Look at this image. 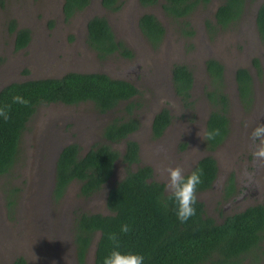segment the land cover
<instances>
[{"label":"rangeland","instance_id":"obj_1","mask_svg":"<svg viewBox=\"0 0 264 264\" xmlns=\"http://www.w3.org/2000/svg\"><path fill=\"white\" fill-rule=\"evenodd\" d=\"M261 1L249 2L243 18L223 29L214 17L222 0H210L189 16L193 34L188 35L184 22L166 16L160 4L145 7L138 0H122L119 10L109 11L101 0H91L87 8L66 21L64 0H0V90L9 83L57 78L68 72H103L134 83L139 94L132 115L139 119L140 127L129 138L139 143L140 162L132 168L150 165L154 178L166 186L163 168L181 166L187 174L201 157L212 155L218 176L210 189L198 193V199L220 223L230 214L264 202V167L254 161L250 139L256 124L264 123L260 117L264 116V43L255 22ZM144 13L156 15L166 29L157 49L140 31L139 18ZM95 15L107 18L116 38L133 51L132 57L97 56L86 40L87 22ZM21 28L30 31V39L17 48ZM209 58L224 65L230 99L229 135L212 152L205 145L206 120L214 109L205 96ZM176 63L193 71L192 109L174 92L172 68ZM240 67H246L253 79L248 109L243 108L237 91L235 73ZM125 105L123 102L107 113L97 112L90 101L37 107L21 135L14 166L0 177V264H11L19 256L28 264H78L73 242L75 217L81 212H109L107 191L124 175L125 165L117 161L113 177L91 197L81 196L80 182L74 181L57 199L53 194L56 160L70 143L78 144L84 153L103 141L104 127L114 118L129 115ZM163 108L170 110L173 121L162 137L155 138L152 121ZM112 146L123 153L125 140ZM230 183L234 186L231 192ZM13 197L16 203L10 205ZM98 236L96 233L89 247L86 264L94 262ZM244 264L253 263L246 259ZM258 264H264V253Z\"/></svg>","mask_w":264,"mask_h":264},{"label":"trees","instance_id":"obj_2","mask_svg":"<svg viewBox=\"0 0 264 264\" xmlns=\"http://www.w3.org/2000/svg\"><path fill=\"white\" fill-rule=\"evenodd\" d=\"M142 6L160 4L164 14L174 20H182L185 33L192 35L189 16L210 0H138ZM255 0H222L214 17L216 25L228 28L244 16L246 6ZM91 0H64L62 11L65 19L74 17L87 8ZM109 11H117L122 0H101ZM256 29L264 43V1L255 14ZM139 28L152 48L162 43L166 29L158 17L144 13L139 18ZM189 28V29H187ZM30 39V31H17L16 46L24 47ZM88 45L100 59L118 54L130 58L133 51L117 39L112 27L104 16L95 15L87 22ZM258 66V61L255 60ZM209 85L206 98L214 109L209 113L205 128V145L212 152L227 138L230 132L228 117L230 99L226 92L225 67L214 58L205 63ZM237 91L242 106L248 109L253 99V79L246 67L236 70ZM193 71L183 63L172 68V82L175 94L182 103L192 109L194 105ZM139 90L134 83L113 78L103 72H68L62 77L30 79L13 82L0 90V107L10 105V118L0 117V177L10 172L18 154L23 131L30 118L41 104L61 102L75 105L92 102L99 113L116 110L123 102L129 113L123 118L111 120L103 129V141L92 145L81 153L78 144L70 143L62 148L55 166L53 187L54 198H61L68 186L80 182V195L87 198L100 192L113 177L117 161L125 165L124 175L108 189L105 204L108 213L81 212L76 215L73 225V242L78 264H86L89 247L98 233L93 264H103V258L111 250L108 235L115 233L122 251H131L145 257L144 264H244L250 259L258 264L264 253V202L246 207L244 210L226 216L217 222L208 215L204 203L198 199L197 214L182 223L176 214V203L167 199L166 186L154 178L150 165H139V143L129 136L140 127V121L133 116L134 98ZM30 101L28 106L13 103L14 96ZM168 108L157 112L152 121V134L160 137L172 122ZM220 129L214 140L207 139V133ZM125 140V149L120 153L112 144ZM203 169V183L198 193L210 189L218 175V165L212 155L201 157L190 171ZM189 172V173H190ZM187 173V174H189ZM185 174V175H187ZM229 192L234 190L230 183ZM11 198L10 205H15ZM127 224L128 233L121 232ZM11 264H28L23 256Z\"/></svg>","mask_w":264,"mask_h":264},{"label":"clouds","instance_id":"obj_3","mask_svg":"<svg viewBox=\"0 0 264 264\" xmlns=\"http://www.w3.org/2000/svg\"><path fill=\"white\" fill-rule=\"evenodd\" d=\"M13 103L28 106L30 101L22 96H14ZM10 105L0 107V117L5 121L10 118ZM264 117V116H260ZM258 117V119L260 118ZM220 135V129L216 128L207 133L208 140H214ZM252 156L259 167H264V123H257L251 132ZM161 175L166 176L167 199L175 201L178 219L184 223L197 214L198 187L203 183V169H197L185 175V169L181 166L166 167L161 170ZM127 224L121 227V232L128 233ZM111 250L103 258V264H144L145 257L142 254L122 251L120 241L115 233L108 235Z\"/></svg>","mask_w":264,"mask_h":264},{"label":"flooded vegetation","instance_id":"obj_4","mask_svg":"<svg viewBox=\"0 0 264 264\" xmlns=\"http://www.w3.org/2000/svg\"><path fill=\"white\" fill-rule=\"evenodd\" d=\"M72 18H73V17H70V18L67 20V19H65V17H64V19H65L66 21H69V20H71ZM91 18H92V17H91ZM179 99H180V98H179ZM57 103H61V102H57ZM63 104H64V103H63ZM243 108H244V107H243ZM172 121H173V119H172ZM171 123H172V122H171ZM169 126H170V125H169ZM169 126H167L166 129H167ZM166 129L164 130V132L166 131ZM164 132H163V134H162L160 137H162V136L164 135ZM160 137H159V138H160ZM195 165H196V164H195ZM218 172H219V168H218ZM217 176H218V175H217ZM214 182H215V181H214ZM213 185H214V183H213ZM213 185H212V186H213Z\"/></svg>","mask_w":264,"mask_h":264},{"label":"water","instance_id":"obj_5","mask_svg":"<svg viewBox=\"0 0 264 264\" xmlns=\"http://www.w3.org/2000/svg\"><path fill=\"white\" fill-rule=\"evenodd\" d=\"M263 1H264V0H263ZM263 1H261V2L259 3V5H260ZM259 5H258V6H259Z\"/></svg>","mask_w":264,"mask_h":264}]
</instances>
